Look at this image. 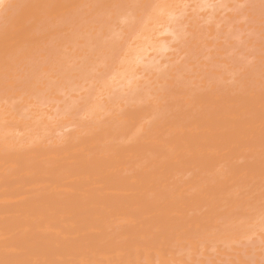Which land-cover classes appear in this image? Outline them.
Masks as SVG:
<instances>
[{
    "label": "bare ground",
    "instance_id": "bare-ground-1",
    "mask_svg": "<svg viewBox=\"0 0 264 264\" xmlns=\"http://www.w3.org/2000/svg\"><path fill=\"white\" fill-rule=\"evenodd\" d=\"M5 1L6 0H0V9L4 7L3 5H5L4 4ZM18 1L21 2V5H19V2L16 5L15 2H17V0L16 1L11 0L10 3L12 2V4L9 5V2L7 0V3H8V4L6 3L7 6L0 10V264H186L185 263L186 259H184V258L186 256V258L189 259V257L187 256L188 252L182 254L186 248H188V249L190 248V251H195L197 247L199 248V245L200 246H201V244H202V246L204 245L203 246V248H204L206 246V244L207 243L210 244L211 241L212 242L214 241V243H211V244L217 243L216 240L221 241L220 238L221 239L223 238L222 242H224L225 240L229 239L228 235L231 234V237H233L232 236L233 233H231V232H234V234L236 233V235H237V233H238L237 231H239L241 234L242 233L241 231L245 230V228L242 229L243 227H245L244 225L246 223H247L246 225H248L249 224L248 222L250 220H253L254 217L256 218V216H254V215L259 216L257 218H260L261 214L264 216V214H263L264 210H263V212H261V214L259 212L260 209H262V208H260L261 206L260 207L256 206L257 203H258L257 205L260 204L259 199L261 198L258 194H256L259 191L258 189H260V192L262 193V195L264 194V104H263L262 100H261L260 105H258L257 102L256 103L253 102V100L259 101V97H262L259 94L257 97L258 100L257 99L251 100V98L246 99V97H245V99H246L245 100L243 97L244 101H242V102L231 101L232 100L231 99V100H225V102L219 101V102L215 103V101H216V97H215L214 104H213V106L211 105L213 107L212 111H211L212 113L208 112L209 110H211L209 106L207 107V105L206 106L201 105L203 102L202 101L200 104L201 107L198 105L200 108V109L198 108L199 112L197 111L198 117H193V118L191 117V119L190 118L186 119V117H185V119H183V118L178 119L177 118L178 115L174 116L172 114L173 117H170V119H168L169 118V115H168V117H167L168 120L167 121L164 120L166 123L163 124V127L161 126L162 128L161 127L159 128L162 121H161L160 125H159V123H157L155 125H154V123H152L153 125L152 126L150 125L151 128L148 129L147 131H145L146 134L144 133V135H143L142 133L144 131H143V129H142L143 127H142L141 130L143 132H140V134H142L143 136L139 135L138 137H136L135 140L133 139L134 142H133V140L131 141V139L135 138V136H136L135 134L139 131L137 129L136 133H134L133 131H135V130L130 129V124H132L133 128L136 126V125L133 126L134 125L133 122L135 121V118H137L138 114L133 113V112H131V113L128 112L130 114L127 117H124L125 118L124 120L121 119V121H114L112 119L113 117H111V118L109 117L111 119L110 121L113 120L115 122V123L113 121L110 122V123L114 124L113 126H112V124L108 125V126L106 125V127H109V128L102 127V125H105L109 122H107V123L99 122L102 125L100 124L98 126V127H101L98 130H93V127L96 124L95 125L93 124V127L91 124L90 128H92L91 129L92 131H89L90 128L86 129V127H87L86 125L84 126V128H82V126H80L82 128V131H81V129H77L78 128L77 127V128H75L76 129L75 132L73 131V133H72L70 131L69 134L67 133V135H66L67 137L65 136L66 138L65 139L63 138L64 142L60 145L58 144L57 146H55L57 144V142L55 143V145H53V146L49 145L48 147L44 146L43 144H42L43 147L41 144H40L41 146L38 145L40 142L38 143L37 142L38 140L35 139L37 137V135H35V136L33 135L34 139H35L34 142L35 141L37 142L36 145L34 144L36 146V147L34 146L35 148L32 147V149H27L24 147L26 144H24V146H22V140H23L24 136L21 139L20 135L22 133L21 134L19 133L20 135L18 134V136L14 135L15 130L18 129L17 130L18 132L25 131V130H27L26 125L28 126V129H31L32 125L35 122L32 124L27 123L25 125L23 118H22L23 122H21L20 118H19L20 119V121H19V119H17L18 118L17 114L19 115V113L23 112V111H21V112L17 113L19 111L21 103H18L19 105H17V103H16V105H14L12 107V104L8 105V102L10 100L12 101V100L16 99L17 97L21 98L22 95H24L25 99H27L29 97V94L31 91L27 92V94L28 93L29 94H28V97L26 98V95L23 94L26 87L29 90H32L33 88H30V87L28 88V86L31 84L30 83H28L29 85L27 84V82L32 83L31 80L27 81L26 84H23V82H21L20 78H19L20 80L17 79V77H16L17 71L20 68L22 62H25L27 60V59H25V61H23L24 58H26L27 56L31 58L32 54L36 55V53H34V52L40 50L41 46H43L42 43L44 42V40H43L44 37H45V44L49 38L51 39V37H54V35L53 36L50 35L51 37H48L49 35L47 36V33H46V36H44L45 33L42 34V32H41L43 30L42 27L46 28L45 31H43V32H49L50 31L49 34H51L52 29H50V27L54 26V21L56 20V22H57V19L60 18V16L62 17L65 13L68 15V13H69L68 11H70V14H71L72 10H69L70 8L73 7L71 4H73V5L77 4V5H79V6H77L79 8L81 5L80 2L82 0H80V2L78 0L79 3L75 0H74L75 1L74 3L72 0H30V1L28 0L29 2L28 1L26 2V0H18ZM102 1H104L105 6H109V7L111 6L112 2H110V1H112V0H109V1L108 0H106V1L102 0ZM102 1H100L101 3L99 2L100 5L102 4ZM107 1L110 3H107ZM142 1H144V0H141V3L143 4ZM89 2H90V0H89ZM94 2H95V0H94ZM94 2H92V3H94ZM116 2H119V0L115 1L114 4ZM149 2H150V0H149ZM156 2L158 3V1H156ZM177 2H178V0H177ZM81 3L86 4L88 2H87V0H85V2L83 0V2H81ZM95 3H96V5L91 4L92 7L90 6V4H87V5H89V7H91L93 9V7L97 6V4H99L98 2H95ZM125 3H126V0H125ZM127 3H129V2H127ZM159 3L161 4V1ZM13 4H14V6H13ZM104 4H102V5H104ZM133 4L134 3H132V5ZM145 4H146V2H145ZM168 4H169V2H168ZM8 5L11 7V9L9 8ZM123 5H126V4H124V2H123ZM175 5H177V4H175ZM178 6L179 5H177V7ZM77 7H75V8H77ZM83 7H85V5ZM83 7H82V9H84ZM100 7L102 8V6H100ZM112 7L113 6H111L110 8H112ZM129 7H130V5H129ZM67 8H69V9H67ZM75 8L73 7L72 9L75 10ZM95 8L96 9H93V10L97 11L98 7H95ZM110 8H108V9H110ZM165 8L167 9L166 6H165ZM170 8L173 9V7H171V5H170ZM170 8L168 7L169 10H170ZM179 8H180V6H179ZM86 9H89L88 6ZM86 9H84V10L86 11ZM100 9L98 11H101L103 8L101 10ZM121 9H123V8H121ZM168 9L166 11H168ZM65 10L67 12H65ZM78 10H81V8H79ZM78 10L76 9L77 15L80 12V11L78 12ZM84 10H82V11H84ZM112 10H114V9H112ZM132 10L133 9H131V11ZM90 11H89V13H90ZM106 11H107V9H106ZM154 11H157L156 7H155ZM76 12H75V14H76ZM113 12H115V11H113ZM121 12L122 11H120V13ZM151 12H149V13L152 14ZM174 12H175V10H174ZM91 13L93 14L94 11L93 12L91 11ZM163 13H161L162 16H163ZM1 14H3V15H1ZM82 14L84 16H86L84 13H82ZM150 14H148L149 17H150ZM153 14H152V16H153ZM155 14H154V17H155ZM250 14H252V13H250ZM67 15H64V18ZM80 15H81V13H80ZM136 15H139V13L137 14V12H136ZM165 15H167V14H165ZM73 16H75V15H73ZM95 16L97 17V15H95ZM78 17H79V15L77 17H74L75 19L73 18V20H75V22H76L77 21L76 19ZM82 17H80L81 19L79 18L78 20H80V22L83 23V21H86V20L81 21L84 18V17L83 18ZM86 17L88 18L89 15H87ZM86 17H85V19H86ZM114 17H113V19H114ZM118 17H120V16H118ZM149 17L147 18V22L149 21L148 20ZM158 17L160 18V15L156 16L155 18L158 19ZM188 17H189V15H188ZM184 18L186 19V17H184ZM99 19H100V17H99ZM150 19L152 20V18H150ZM73 20H72V22H73ZM94 20H95V18H94ZM137 20H139V19H137ZM155 20H152L151 22H153ZM59 21L60 20H58L57 23H60ZM157 21H159V20H157ZM56 22H55V26L58 25ZM97 22H99V21H97ZM97 22H96V24H97ZM241 23H243V22H241ZM70 24H71V22H70ZM72 24H74V23H72ZM109 25H111V24H109ZM155 25H156V23H155ZM68 26H70V25L68 24ZM78 26H79L78 27L79 29L84 28L83 26L81 27V25H78ZM112 26H113V23H112ZM143 26H145L144 28H146V23ZM210 26H211V24H210ZM58 27L59 26H57L56 29ZM75 27L76 26H74V29H75ZM152 27H153V25H152ZM52 28H53L54 32L59 31V30L56 31V29H54V27H52ZM60 28L61 27H59L58 29H60ZM78 28L73 30V31L79 32V31H77ZM88 28H90V26ZM137 28H138V26H137ZM47 29H48V31H46ZM61 29L64 31L63 28H61ZM61 29H60V31H61ZM67 29H68V27L66 26L65 31ZM100 29H102V28H99V31H100ZM92 30L91 31L95 34L94 29H92ZM137 30H139V29H137ZM144 30H142V34H143ZM146 30H147V32L149 31V29H146ZM150 30H151V28H150ZM63 31H61V34ZM73 31H71V29H70V33ZM86 31H87V29H86ZM91 31H89V32H91ZM89 32H87V33L84 32L83 35L85 34V36H88L87 34H89V36H90L91 34ZM125 32H127V30ZM151 32L153 33L152 30H151ZM151 32L149 31V33H147V34H146V32H144V34L146 36L145 35H143V36L149 38L150 36H148V35ZM158 32L160 33V30ZM102 33L101 34L99 33V34L102 35ZM52 34H55V33H52ZM57 34L58 33H56L55 35H57ZM96 34L91 35V37H93V38L87 37L88 40L86 39L87 41H84V43L88 42V45H90L91 43L89 42V40H91V39H92V43H93L94 42L93 39H95L97 37ZM142 34H140V35H142ZM63 35L64 36L67 35V38H68V35H70V34L67 32L66 34L64 33ZM74 35H75L74 36V38H75L76 34H74ZM80 36H81V38H80ZM80 36H78V37L80 39H82L83 36L82 35H80ZM104 37H106V36H104ZM156 37H155V39H156ZM74 38H72V40H76ZM98 38H99V35H98ZM98 38H96L95 40H96V44L97 43H99V44L95 45L94 44L95 42L93 43L95 46H93V44H91L93 46V49H95L96 46H98V48L96 50H92V52L97 51L96 52L97 54L95 53L96 55L94 57L93 56L92 57L94 59L96 57L95 60H97L98 56H99V58L101 56V58H100L101 61L98 60V62L102 63V61H103L105 64L106 63L105 61H107L108 59H111V57H108V58L106 57L107 60L104 59L105 61L102 60L103 59L102 54L104 52H100L101 49H99V48H101V47L99 45L102 44L101 46H103L104 42L102 43V41H103L102 40L101 44H100L99 40L97 42ZM101 38H102V36H101ZM141 38H143V37H140L139 40ZM151 38H153V37H151ZM158 38L160 39L159 36H158ZM135 39H137V36ZM145 39L147 40V38H145ZM155 39L152 41H155ZM162 39L160 41H162ZM42 40H43V42H42ZM56 40H58V39H56ZM60 40H63V39H60ZM67 40H71V39L69 38V39H66V41ZM83 40H85V38H83ZM149 40H147V42H152L151 40L150 41ZM78 41L80 42V40H78ZM108 41H106V42H108ZM58 42H60V41H57V43ZM138 42L139 41L136 40V43H135V41L133 42L135 44L129 45L130 51H131V46H132L133 50H134V48L135 49L137 48V46L134 48H133V46L136 45ZM55 43L49 42V44L48 43L47 44L50 46L51 44L53 45ZM86 43H85V46H86ZM108 43L110 44V42H108ZM108 43H106V45H105V46L108 45L106 47V48H108V51L110 49L109 47H112V49L116 48L115 46H111V45L109 46ZM113 43L114 42H112V44ZM143 43H145V42H143ZM157 43H159V42H157ZM79 44H80V46L84 45L82 43H79ZM79 44H77L76 47H78ZM140 44L141 43L137 44V45H139L138 47L141 46ZM62 45H63V43H62ZM72 45L74 46V44H72ZM120 45L123 46L122 43ZM149 45H152V44L149 43ZM68 46H69V44H68ZM68 46L66 48H69ZM85 46H83L84 48L81 47V49L87 48ZM146 46H148V45H146ZM47 47H45V49ZM62 47H65V46H61V48ZM54 48L55 47H53V49ZM63 49H65V48H63ZM91 49L92 48H90V51H91ZM125 49H127V48H125ZM129 49L125 50V52L126 51L129 52ZM148 49H150V47ZM212 49H214V48H212ZM54 50H55V52H57V54L61 53V55L58 58H61V56H63L62 51H60L61 49H59L60 52H58V49H57V51H56V49H54ZM68 50H66V52ZM74 50L75 49H73V52H74ZM102 50H103V48H102ZM116 50L110 51L111 53L106 52L107 51L106 49H104L103 51H105L109 55L111 54V56H112V54L114 55L113 52L117 53V52H119V50L122 52V50L120 48H119V50H117V52H116ZM133 50L131 51L132 53L135 52V55H137V54L139 55V53H136V51L138 49L134 50V52H133ZM144 50H146V49H144ZM144 50H143V52L145 53ZM154 50H155V48H154ZM87 51H89V50H87ZM50 52H52V51H50ZM55 52L54 53L52 52V53L55 55ZM148 52H149V50H148ZM213 52H214V50H213ZM75 53H76V51H75ZM79 53L81 54L82 52L78 51L77 54H79ZM98 53H99V55H98ZM42 54H44V53H42ZM70 54H72V53H70ZM70 54L68 56H70ZM77 54H75V55H77ZM85 54H83V55H85ZM119 54H120V52H119ZM35 55H33V56H35ZM37 55H38V53H37ZM66 55H65V57L67 58ZM87 55H88V53H87ZM107 55H105V56H107ZM150 55H152V53ZM51 56H52V54H51ZM105 56H104V58H105ZM132 56H134V55H131L130 59L132 58ZM176 56L177 55H175L174 57H176ZM35 57H37V56H35ZM65 57H63V58H65ZM127 57H129V56H127ZM51 58H53V57H51ZM58 58H56V60ZM77 58H79V57L77 56ZM77 58H74V59H77ZM80 58H79V60L82 61ZM83 59H84L83 61L86 60L85 58H83ZM133 59H134V57H133ZM187 59L185 61H187ZM44 60H45V57H44ZM44 60H43V62H44ZM67 60H68V58H67ZM67 60H65V61H67ZM79 60H77V61L73 60L72 63L70 62L71 65L70 64H68V65L72 67V64H73L74 68H75L76 65L74 63H75V61L78 62ZM113 60H114V58H113ZM113 60L112 61L109 60V61H111L113 64ZM128 60H129V58H128ZM136 60H137V58H136ZM256 60H258V59H256ZM37 61L38 60H36V63H38ZM117 61H120V59ZM67 62H63V65H64V63H67ZM96 62L97 61H95V63ZM53 63H55L57 65L56 62H53ZM127 63H128V61L126 62V64ZM131 63H133V62H131ZM29 64H31V63H29ZM29 64H27L26 66H28ZM32 64L30 66L34 65V64L33 65ZM79 64H78V66L81 65V64L80 65ZM118 64L121 65L119 62H118ZM124 64H125V62H124ZM92 65L94 66V64H92ZM92 65L90 64V67ZM114 65H113V67H114ZM184 65H186V64H184ZM26 66L24 65L23 67H26ZM30 66H28V68H31ZM80 67H83V66H80ZM47 68H48V65H47ZM55 68H57V67H55ZM55 68L53 67V69H55ZM63 68H65V67H63ZM94 68H96V65ZM102 68H103V65H102V67H100L98 69L101 70ZM110 68L112 69V65ZM49 69L50 68H48V70ZM59 69H60V66H59ZM78 69H79V67H78ZM135 69H136V67H135ZM19 70L21 71L22 69H19ZM51 70H52V68H51ZM71 70H72V68H71ZM80 70H82V69H80ZM128 70H129V68H128ZM24 71L25 72L21 71L22 77L25 76V75L23 76L24 73L25 74L27 73L26 69ZM29 71H30V69H29ZM29 71H28L26 76H28ZM60 71H62V69ZM84 71H85V73L83 75ZM84 71H81V72H82L84 79L86 80L85 75L87 72L85 69H84ZM89 71L90 70H88V74H91V73H89ZM36 72H39V69ZM130 72H129V74H131ZM45 73H48V72L45 71ZM45 73L43 75H45ZM53 73H55V72H53ZM62 73H64V72L62 71L61 74ZM70 73H72V71ZM80 73H79V76H78V73H75V74L80 78L81 77ZM92 73H94V76H92V78H93V77H95V72H92ZM19 74H20V72H18V75ZM66 74L67 73H65V75ZM106 74L108 75V74H110V72H108ZM37 75L39 76L40 73H37ZM55 75L56 74H53L52 76H55ZM69 75H71V74H68V76ZM76 75L74 76V78L76 77ZM133 75L135 76V74H133ZM30 76L31 75H29V77ZM41 76L37 77L38 81L41 78ZM96 76H97V73H96ZM19 77H21V76L19 75ZM83 77H81L82 80H83ZM114 77H115V75H114ZM234 77H236V76H234ZM97 78H98V76H97ZM97 78H96V80H100L99 78L98 79ZM249 78H250V76H249ZM34 79H36V77ZM66 79L68 80V78H66ZM66 79H64V80H66ZM105 79H107V78L105 77ZM109 79L110 78L107 79L108 82H109ZM94 80H95V78H94ZM96 80H95V82H96ZM111 80H112V78H111ZM42 81L46 82V80H42ZM75 81H77V79ZM62 82H64V81L62 80ZM67 82L68 83L73 82V79H72V81L69 80ZM91 82H92V80H91ZM64 83H66V82H64ZM114 83L116 84L117 82H114ZM23 85H28V86L25 87ZM36 85H38V84H36ZM73 85H75L74 82H73ZM77 85H78V83H77ZM173 85H174L173 87H176L175 84H173ZM39 86L43 87V89H44L43 85H39ZM51 86L54 88L53 84ZM57 86L55 88H57ZM70 86H71V84H70ZM247 86L248 85H246V87ZM33 87L35 88V86H33ZM178 87L179 86H177V88ZM37 88H39V87H37ZM63 88H62V91H63ZM78 88H80V86ZM177 88H174V89L172 88V89L178 90ZM39 89H37V90H39ZM48 89L50 90V88H48ZM67 89H69L68 86H67ZM220 89H222V88H220ZM250 89L251 88L249 87V90ZM53 90L54 89H52V91ZM59 90L60 89L58 87V91ZM102 90H104V88ZM111 90H109L108 93H110ZM138 90H141V89H138ZM169 90L171 91V89H169ZM32 91H33L32 94L34 95V89ZM74 91H76V90H74ZM170 91H167V92H170ZM135 92L138 93L137 91H135ZM152 92H153V90H152ZM167 92L165 94H168ZM187 92H188V89L186 90V94H187ZM41 93H42V91H41ZM50 93H53V92H50ZM68 93L72 96V93H70V92H68ZM158 93H160V92H158ZM195 93H197V92H195ZM46 94H49V93L46 91ZM90 94H93L92 91L90 92ZM90 94H89V91L86 92V96L89 95V97H90L91 96ZM104 94H106V93L104 92ZM208 94L209 93H207V95ZM230 94H231V91H230ZM102 95H103V92H102ZM144 95L147 96L146 93ZM169 95H167V96H169ZM191 95H194V93H192ZM205 95H203V96H205ZM211 95H213V94H211ZM30 96H31V94H30ZM49 96H50V94L47 97H49ZM96 96L98 97L97 93H96ZM107 96H108V94H107ZM226 96H228V95H226ZM235 96L237 97L238 95H235ZM89 97L87 96V99H89ZM169 97H171V96H169ZM172 97L175 98V99L173 98L174 100H172V102L178 99L177 98L178 96L176 97L175 94L172 95ZM182 97H183V94H182ZM191 97L194 98V96H191ZM205 97H208V96H205ZM255 97L256 96H254V98ZM35 98H34V100H36ZM51 98H53V97H51ZM51 98H50V100H51ZM160 98H162V97H160ZM165 98L166 97L164 96V99ZM187 98H188V96H187ZM21 99H20V102H21ZM25 99H22V100H25ZM98 99H99V97H98ZM145 99H147V98H145ZM155 99H157V98H155ZM201 99H203L202 96H201ZM28 100H30L31 104H32L33 99L30 98V99H27L26 101H28ZM70 100L68 99V102ZM75 100L76 99H74V101ZM117 100H119V99H117ZM207 100H209V98H207ZM212 100H213V98H212ZM3 101L7 102V104H3ZM26 101H23L24 105L22 104L24 106V108L26 106L25 105ZM83 101H85V100L83 99ZM104 101H106V100H104ZM205 101H206V99H205ZM89 102L90 101L88 100V104H89ZM9 104H10V102H9ZM26 104H27V102H26ZM28 104H30V102H28ZM51 104H52V102H51ZM63 104H64V102H63ZM69 104H70V102H69ZM76 104H77V102H76ZM82 104H83V102L81 103V105ZM113 104H114V102H113ZM149 104H151V102H149ZM149 104H148V106H149ZM185 104H186V102H185ZM36 105H38V104H36ZM71 105L72 104H70V106ZM79 105H80V102H79L78 106ZM91 105L92 104H90V106ZM121 105H123V104H121ZM157 105H159V104H157ZM162 105L164 106L163 102H162ZM171 105H172L171 107H174L173 104H171ZM191 105H194L193 101L191 102ZM30 106H28V107H30ZM179 106H180V104H179ZM195 106H193V107H195ZM114 107H116V106H114ZM143 107H146V106H143ZM159 107H161V105H159ZM177 107H176V109H173V110L176 111V110L180 109L179 107L177 109ZM11 108L13 109V111H14V109H15V111L18 110L16 112V117L14 116L15 118L13 116L11 117V115L9 114L11 112ZM34 108H36V107L34 106ZM34 108H32L31 110H34ZM148 108H150V106ZM39 109H40V107H39ZM72 109L73 108L71 107V110ZM76 109H79V108H76ZM84 109H85V107H84ZM140 109H142V108H140ZM155 109H153V110H155ZM187 109H188V107H187ZM193 109H195V108H193ZM68 110L69 109H66L65 111L68 112ZM86 110H87V108H86ZM92 110H94V109H92ZM129 110H131V109H129ZM169 110H171V108H169L167 111H169ZM183 110H185V109H183ZM183 110H181V112ZM195 110H197V109H195ZM15 111H14V113H15ZM62 111H64V110H62ZM98 111L100 112L99 109H98ZM116 111H114V112H116ZM163 111H164V109H163ZM175 111L173 112L174 114H175ZM191 111H193V110H191ZM25 112L27 113V111H25ZM30 112H29V114H30ZM69 112H71V111H69ZM90 112L91 111L89 110V113ZM187 112H189V110L184 111L185 114ZM32 113H34V112L32 111ZM42 113H44V112H42ZM58 113H59V115L63 114L62 112L61 113L58 112ZM72 113L74 114L75 112H71L70 114H72ZM122 113H126V112L122 111ZM142 113H144V111H142ZM153 113H152V115L155 116L156 111H153ZM194 113H196V111ZM164 114H162V115H164ZM25 115H26L25 113L24 114L22 113L23 117H25ZM35 115H37V114H35ZM146 115H147V113H146ZM40 116H42V115H40ZM64 116H63V118H64ZM89 116H91V115L89 114ZM89 116L87 118H89ZM113 116H115V115H113ZM164 116L166 118V115H164ZM187 116L189 117V115H187ZM120 117H121V115H120ZM12 118H14V119H12ZM26 118H27V116H26ZM41 118L42 117H40L39 120H42ZM44 118H46V117H44ZM114 118L117 119L116 116ZM150 118H152V117H150ZM160 118L164 119V117H160ZM81 119H83V118H81ZM138 119H140V118H138ZM24 120L29 121V118L24 119ZM31 120H32V117H31ZM34 120L35 119H33V121ZM132 120H134V121L131 123ZM67 121L68 120H65L66 123L71 122V121H68V122ZM73 121H76V124H74V126L78 125L77 124L79 122L78 119L73 120ZM88 121L85 120L84 122L88 123ZM45 122H46V120H45ZM72 122L70 124H73ZM89 122H91V121H89ZM147 122H149V121H147ZM22 123H24L25 128L23 127ZM36 123H38V121ZM82 123H83V121H82ZM136 123L137 122H135V124ZM139 123H140V120L138 121V124ZM28 124H31V125H28ZM42 124L43 123H41V126H42ZM51 124L49 123V125H51ZM59 124L60 125H56V126H58V127L61 126L60 122H59ZM41 126L39 125L38 129H36L37 132L41 131ZM47 126H48V124H47ZM51 126H49V129L47 128L48 130L45 128L46 126L42 129L50 131V132L52 131L51 133H53L54 132V128H53L54 126H52V127ZM19 127H20L21 131L19 130ZM58 127H56V128H58ZM95 127H94V129H95ZM22 128H24L25 130ZM50 128H52L53 130H51ZM56 128H55V130H57ZM60 128H62V127H60ZM83 129H86V130H83ZM144 129H145V127H144ZM32 130H34V129H32ZM77 130H78V132L80 131L81 134L80 133L79 134L82 136L77 135L78 134ZM87 130L89 132H86L83 135L82 132H85ZM31 132H33V131H31ZM76 132H77V134H76ZM28 133H29V131L26 132L27 135H28ZM39 133H41V132H39ZM23 134H25V133H23ZM31 136H32V134L30 135V137ZM40 136H41V134H40ZM129 136H131V139L129 138ZM27 137H29V136H26V138ZM47 137H48V135L46 136V138ZM127 137H128V140L131 141V144H130V141H128V140L127 141L129 143L127 144V142H126V144H125L124 141H125V139H127ZM39 139H40V137H39ZM49 139H50V135H49ZM63 139L60 141H63ZM28 140H29V138H28ZM28 140H27V142H24L25 141L24 140L23 143L28 144ZM119 140H121V141L123 140L122 142H124V144L118 142ZM40 141H42V140H40ZM54 141L52 142L53 144H54ZM56 141H58V139H56ZM30 142H32V141H30ZM34 142H32V143H34ZM250 147H252V148L255 147V149H258L259 153H260L259 154L260 160H258L259 157H257L258 155L256 153L258 151L255 152L253 149V152H255L257 155L256 156L257 161L255 160V161H253V163H252V161L251 162L248 161L249 164L252 163L251 165H253L252 168L249 165V169L251 168L252 170L248 171V173H247L244 170L245 168H242L243 165L242 166L238 165L237 169H234V168L231 169L230 167H228L226 165V164L230 165V161L233 157L237 156V159L242 157V155L244 154L243 152L246 149L248 150ZM252 148H250V149H252ZM241 153H243V154H241ZM251 153L252 152L250 150V154ZM248 154H245L244 156L247 157ZM250 154H249V160H250V157H252L253 153L251 155ZM238 156H239V158H238ZM252 158H254V157H252ZM258 161L260 162L261 166H260L259 170H255L254 168H256V167L254 165H259V164H255ZM219 162L225 163V165L223 163L222 164L228 168H225L224 166H222L224 169H222L220 166H218L219 167L218 168L216 166L217 165L216 163H219ZM233 164H235V163H233ZM245 167H248V165ZM216 168H218V169H216ZM188 172L191 173L190 174L191 178L188 181L182 183V182H180V178H179V180L177 179L178 176L181 174L182 175L183 174L188 175V174H185ZM179 177L183 178L184 176L183 177L179 176ZM185 180H187V179H185ZM254 182L257 183L256 185H260L259 188H256V189L254 188L255 190L252 189V192H250V194L252 193V195H250V196H249V194H247L245 192L248 195V197H246V194L244 195V193H243V196H242V197H244V199H243L241 197V195H242V192H244L245 187L246 186L249 187V189L246 188L249 191L252 188V185L255 184ZM241 186H244V189H241V188H243ZM237 187H239L242 190L241 191L238 188L241 191V193L239 190L237 191V189H234ZM233 189H234L235 195H236V192H237V195L236 196L235 195H228L227 193L232 191ZM238 192H239V194H241L240 196H238ZM253 192H255V194ZM254 195L255 196L257 195L260 198L258 197L259 199L256 200V197H254ZM251 197H253V199L255 198V200H256V202L252 205L248 203L249 201H251ZM247 198H250V200H248ZM255 200H253V201H255ZM251 203H252V201H251ZM260 205H262V203ZM245 208H247L248 210L246 209L247 211H245ZM254 209H256V210H254ZM251 210H253V212H251ZM257 212H258V214H257ZM242 217H244V219H243L244 221L242 220ZM247 217H249L248 218L249 221H248V219L245 220V218H247ZM238 218H241V219H238ZM238 220L239 221L242 220V222H244V223H241V221L239 222ZM256 220H258V219H256ZM259 221H261V219ZM250 222H253V221H250ZM262 222L264 223V220ZM221 225H224V226H222V228H221ZM257 225H259V224H257ZM240 226H241V228H240ZM251 227L253 229L254 228L259 229L262 226L261 227L251 226ZM263 228H264V226H263ZM250 229L251 228H249V230ZM245 231H243V232H245ZM254 232L256 233L257 230ZM220 234H221V236H220ZM240 234L238 233V236ZM249 235L252 236L253 234L250 233ZM249 235H248V237L246 235H244V236H246V238H249ZM239 237H238V239H239ZM232 241H234V240L232 239ZM262 241H264V239ZM220 244H222V243H220ZM220 244H218V245H220ZM228 244H229V242H228ZM222 245H225V244H222ZM216 246H217V244H216ZM188 249H186V250H188ZM198 250L200 252V249H198ZM181 251H182V253H181ZM195 252L197 253V250ZM199 252H198V254H199ZM202 253H203V251H202ZM181 254H182V256H181ZM245 254L247 255V253H245ZM183 255H184V257H183ZM191 257H192V255H191ZM244 257H242V258H244ZM241 259L239 258L240 261L236 262V264H238V263L239 264L240 263L245 264L247 262L246 261L244 263V261H243L244 259L242 261H241ZM248 259H250V262L253 261L251 258H248ZM193 261H192V264H195L196 262L193 263ZM232 261H231V263H232ZM189 263H191V262H189ZM249 264H251V263H249Z\"/></svg>",
    "mask_w": 264,
    "mask_h": 264
},
{
    "label": "rangeland",
    "instance_id": "rangeland-1",
    "mask_svg": "<svg viewBox=\"0 0 264 264\" xmlns=\"http://www.w3.org/2000/svg\"><path fill=\"white\" fill-rule=\"evenodd\" d=\"M10 1L11 0H8V2H9V5H11L12 4V2L10 3ZM13 1V0H12ZM16 1V0H15ZM28 0H26V2H27ZM30 1V0H29ZM28 1V2H29ZM73 1V3L75 2V1H77L78 2V0H72ZM100 1H102V0H95V2H100ZM106 1V0H105ZM109 1V0H108ZM107 1V3H110V2H112L111 3V6H113L112 8H110L109 6H105V4H104V1H102V4H104V5H100V3L99 4H97V6H95V7H98V10L101 8L100 6H102V10L104 11H102L101 9V11H96V10H93V9H96L95 7H93V9L91 8L92 7V5H96V3L94 2V0L92 1V0H90V2H89V0H87V2L88 3H86V4H82L81 2H83V0L80 2V0H79V2H80V7L79 8H81V10H78L79 8L77 7V6H79V5H77V4H75V5H73V4H71L74 8L75 7H77V8H75V10L74 9H72V8H67V9H69V10H72V13L70 14V11H68L69 13H68V15L65 13H63L64 15H67V16H65V18H64V15L61 17L60 16V18H58L57 19V22H58V20H60L59 22L60 23H57L56 22V20L54 21V26H52V27H54V29H56V27L57 26H59V27H61V28H63L64 29V31L61 29V31H63L62 32V34H61V31H60V29H56V31H58V32H54L53 31V28L52 27H50V29H52V31H51V34H49V32H43V31H45V29L46 28H43L42 27V34L43 33H45L44 34V36H46V33H47V36L48 37H51V36H53L54 35V37H51V39L49 38L48 40H47V42H46V44H45V37L43 38V40H44V42H43V40H42V44H43V46H41V48H40V50H38V51H36V52H34V53H36V55L35 54H32V56H31V58L30 57H26V58H24L23 59V61H25V59H27L25 62H22V64H21V66H20V68L19 69H22L21 71L22 72H25L24 70L26 69V72L28 73V71H29V69H30V71H29V74H28V76H26L27 75V73L25 74H23V76L24 77H22V72L18 69V71H17V79H21V82H23V84H26V82L27 81H32V83L31 82H27V84L28 83H30L31 85H23V86H28V88L30 87V88H33L34 89V95L32 94L33 93V89L32 90H29V89H27V87H26V89H25V91H24V93L23 94H25L26 95V98L28 97V94H27V92L28 91H31L30 92V94H31V96H30V94H29V97L27 98V99H33L32 101V104H31V101L30 100H28V101H26L27 99H25V97H24V95H22L21 96V98L22 99H25V100H22L21 98H16V99H14V100H10L9 102H10V104H9V102H8V105H11L12 104V107L14 106V105H16V103H17V105H19L18 103H21L20 105V108H19V111L17 112V111H15V109H14V111H15V113H14V111H13V109L11 108V112L9 113L10 115H11V117L13 116H15L16 117V112L17 113H19V112H21V111H23L22 113L24 114H26L25 115V117H23L22 116V113H19V115L17 114V119H21V122H23L24 121V123H25V125L27 124V123H36L37 121H38V123H34L33 125H32V128L31 129H28V126L26 125V128H27V130L29 131V133H28V135L26 134V132H28L27 130H25L24 128V123H22V125H23V127L24 128H22V129H24L25 131H22V132H18L17 130H15V134L14 135H17L18 136V134L20 133H25V134H19L20 135V137H21V139H22V137L24 136V138H23V140H22V146H24V144H26L24 147L25 148H27V149H32V147H34L36 144H37V142L39 143L38 145H44V146H46V147H48L49 145H55V143L57 142V144L55 145V146H57L58 144L60 145V144H62L63 142H64V139L67 137L66 135H67V133L69 134V132L71 131L72 133H73V131L75 132V128H77V129H81V131H82V128H84V126L86 125L87 127H86V129H88V128H90L91 127V124H92V127H93V124L96 126H94L95 127V129H94V127H93V130H98L99 128H101V127H98L101 123H107V122H109V123H107V124H105V125H102V127H106V125L108 126V125H111L112 123H110V122H112L113 120L114 121H121V119H125L124 117H127L131 112H133V113H137L138 114V116H137V118H135V121L134 120H132L131 121V123L133 122V126H135L134 128L132 127V124H130V129L132 130H135V131H133L134 133H136V130L138 129V131L139 132H137L134 136H135V138H132L131 139V136H129V138L131 139V141L134 139H136V137H138L139 135L140 136H143L144 135V133L146 134V132L145 131H147L148 129H150L151 128V126L153 125L152 123H154V125L155 124H157V123H159V125H160V123H161V121H162V123H161V125L159 126V128L162 126L163 127V124H165L166 122L165 121H167L168 119H170V117H173V115L175 116H177V118L178 119H181V118H183V119H185V117H186V119H191V117L193 118V117H198L197 116V113L199 112V106H200V104H201V102H202V104L201 105H203V106H206L207 105V107L209 106L210 107V109L211 110H209L208 112L210 113L211 111H212V106H213V104H214V101H215V97H216V101H215V103L216 102H219V101H221V102H225V100H231V101H239V102H242V101H244V99H245V97H246V99H250L251 98V100H253V99H257L258 100V94L259 95H261L262 97H259V101H255V100H253V102H257V104L258 105H260L261 104V100H262V102H263V104H264V0H178V2H177V0L175 1H171V0H150V2H149V0H144V1H142L143 2V4L141 3V0H126V3H125V0H119V2H116L115 4H114V2L115 1H117V0H112V1H110V2H108ZM114 1V2H113ZM135 1V2H134ZM156 1H158V3L156 2ZM161 1V4L159 3ZM182 1V2H181ZM199 1V2H198ZM208 1V2H207ZM18 2H19V5H21V2L20 1H18L17 0V2H15L16 3V5L18 4ZM23 2V1H22ZM25 2V3H26ZM76 2V3H77ZM78 2V3H79ZM84 2H85V0H84ZM92 2H94V3H92ZM123 2H124V4H126V5H123ZM127 2H129V3H127ZM139 2V3H138ZM145 2H146V4H145ZM168 2H169V4H168ZM176 2V3H175ZM7 0L5 1V5H3L4 7H6L7 6ZM106 3V2H105ZM122 3V4H121ZM131 3V4H130ZM132 3H134L133 5H132ZM137 3V4H136ZM205 3V4H204ZM87 4H90V6L91 7H89V5H87ZM92 4V5H91ZM128 4V5H127ZM141 6H140V5ZM158 4V5H157ZM164 4V5H163ZM175 4H177V5H179L180 6V8H179V6L177 7V5H175ZM184 4V5H183ZM8 5V6H9ZM23 5V4H22ZM85 5V7L87 8V6H88V8L93 12L94 11V15L91 13V11L89 10V9H86L85 7H83ZM108 5V4H107ZM129 5H130V7H129ZM170 5H171V7H173V9L172 8H170ZM248 5V6H247ZM13 6H14V4H13ZM84 8V9H86V11L84 10V9H82V7ZM104 6V7H103ZM115 6V7H114ZM122 6V7H121ZM132 6V7H131ZM140 6V7H139ZM154 6V7H153ZM164 6V7H163ZM165 6L167 7V9H168V7L170 8V10L168 9V11H166L167 9L165 8ZM3 7V8H4ZM135 7V8H134ZM146 7V8H145ZM150 7V8H149ZM155 7L157 8V11H154L155 10ZM160 7V8H159ZM3 8H1V9H3ZM9 8L11 9V7L9 6ZM8 8V9H9ZM108 8H110V9H108ZM121 8H123V9H121ZM129 8V9H128ZM187 8V9H186ZM0 9V10H1ZM76 9L78 10V12H79V17L76 19L77 21V23L75 22V20H73V18L74 17H77L78 15H77V12H76ZM106 9H107V11H106ZM112 9H114V10H112ZM126 9V10H125ZM131 9H133L132 11H131ZM139 9V10H138ZM152 9V10H151ZM154 9V10H153ZM163 9V10H162ZM82 10H84V11H82ZM128 10V11H127ZM130 10V11H129ZM152 12H151V11ZM174 10H175V12H174ZM82 11V12H81ZM89 11H90V13H89ZM106 11V12H105ZM113 11H115V12H113ZM117 11V12H116ZM120 11H122L121 13H120ZM139 11V12H138ZM142 11V12H141ZM160 11V12H159ZM203 11V12H202ZM249 11V12H248ZM65 12H67L66 10H65ZM75 12H76V14H75ZM103 12V13H102ZM130 12V13H129ZM134 12V13H133ZM136 12H137V14L139 13V15H136ZM149 12H151L152 14L154 13H156L155 14V17L156 16H159L160 15V18L158 17V19H156L155 17H154V14H153V16H152V14H150ZM159 14H158V13ZM164 12V13H163ZM80 13H81V15H80ZM82 13H84L86 16L87 15H89V17L87 18L86 16H84ZM88 13V14H87ZM99 13V14H98ZM141 13V14H140ZM145 13V14H144ZM161 13H163V16L161 15ZM191 13V14H190ZM250 13H252V14H250ZM114 14V15H113ZM121 14V15H120ZM135 14V15H134ZM148 14H150V17L148 16ZM165 14H167V15H165ZM217 14V15H216ZM219 14V15H218ZM1 15H3V14H1ZM73 15H75V16H73ZM95 15H97V17L95 16ZM100 15V16H99ZM109 15V16H108ZM113 15V16H112ZM141 15V16H140ZM188 15H189V17H188ZM73 16V17H72ZM84 18H83V17ZM115 16V17H114ZM118 16H120V17H118ZM136 16V17H135ZM140 16V17H139ZM152 16V17H151ZM67 17V18H66ZM69 17V18H68ZM72 17V18H71ZM80 17H82L83 19L81 20V21H83V20H86V21H83V23L82 22H80V20H78ZM85 17H86V19H85ZM99 17H100V19H99ZM113 17H114V19H113ZM138 17V18H137ZM149 17V21L147 22V18ZM184 17H186V19L184 18ZM94 18H95V20H94ZM150 18H152V20H155V21H153V22H151L152 20L150 19ZM75 19V18H74ZM81 19V18H80ZM88 19V20H87ZM91 19V20H90ZM107 19V20H106ZM132 19V20H131ZM137 19H139V20H137ZM72 20H73V22H72ZM101 20V21H100ZM109 20V21H108ZM116 20V21H115ZM141 20V21H140ZM151 20V21H150ZM157 20H161L160 22L159 21H157ZM97 21H99V22H97ZM114 21V22H113ZM167 21V22H166ZM55 22L58 24H56L57 26H55ZM69 22V23H68ZM70 22H71V24H70ZM95 22V23H94ZM96 22H97V24H96ZM105 22V23H104ZM137 22V23H136ZM241 22H243V23H241ZM62 23V24H61ZM70 25V26H68V24ZM72 23H74V24H72ZM76 23V24H75ZM80 23V24H79ZM83 25H82V24ZM85 23V24H84ZM93 23V24H92ZM112 23H113V26H112ZM146 23V28H144L145 26H143L144 24ZM155 23H156V25H155ZM160 23V24H159ZM67 24V25H66ZM81 25V27L83 26L84 28V30L82 29V28H78L79 26L78 25ZM109 24H111V25H109ZM133 24V25H132ZM136 24V25H135ZM210 24H211V26H210ZM68 27V29L65 31V28H66V26ZM86 25V26H85ZM117 25V26H116ZM148 25V26H147ZM152 25H153V27H152ZM249 25V26H248ZM63 26V27H62ZM74 26H76L77 28H78V30L77 31H79V32H76V31H73V30H75V29H77L76 27H75V29H74ZM90 26V28H88ZM108 26V27H107ZM137 26H138V28H137ZM143 26V27H142ZM158 26V27H157ZM203 26V27H202ZM225 26V27H224ZM262 26V27H261ZM70 27V28H69ZM87 27V28H86ZM107 27V28H106ZM125 27V28H124ZM148 27V28H147ZM210 27V28H209ZM41 28V27H40ZM48 28V27H47ZM73 28V29H72ZM96 28V29H95ZM99 28H102V29H100V31H99ZM134 30H133V29ZM142 28V29H141ZM150 28H151V30L153 31V33L151 32V30H150ZM153 28V29H152ZM162 28V29H161ZM168 28V29H167ZM190 28V29H189ZM193 28V29H192ZM49 29V30H50ZM70 29H71V31H73V32H71L70 33ZM86 29H87V31H86ZM90 29V30H89ZM92 29H94V32H95V34H96V38H98V35H99V38L97 39V42H98V40H99V42H100V44H101V41H102V43L104 42V47L103 46H101V45H99L101 48H99V49H101L100 50V52H104L103 54H102V56H103V59L102 60H107L106 59V57L108 58V57H111V59H108L107 61H105L106 63V65L104 64V62L102 61V63L101 62H98V60H100V58H101V56H100V58H99V53H98V58H97V60H95L96 59V57H95V59L93 58L97 53V51L96 52H92V50H96L97 48H98V46H96V48L95 49H93V46H95V45H97V44H99V43H97L96 44V38L95 39H93V41L95 42H93L92 43V39L91 40H89V42L91 43V44H93V46L90 44V45H88V42L86 43V46H85V43H84V41H87L88 40V38H90L91 37V35H95L92 31ZM106 31H105V30ZM108 29V30H107ZM137 29H139V30H137ZM141 29V30H140ZM145 29V30H144ZM146 29H149V31L151 32L148 36H150L149 38L148 37H145L146 35L144 34V32H146V34L147 33H149V31L147 32V30ZM170 29V30H169ZM92 30V31H91ZM104 30V31H103ZM127 30V32H125ZM142 30H144L143 31V34H142ZM155 30V31H154ZM160 30V33L158 32ZM46 31H48V29L46 30ZM82 31V32H81ZM89 31H91V32H89ZM170 31V32H169ZM191 31V32H190ZM260 31V32H259ZM40 32V31H39ZM38 32V33H39ZM60 32V33H59ZM69 33L70 35H68V38H67V35H63L64 33L66 34V33ZM84 32H89L91 35L89 36V34H87L88 36H85V34L83 35V33ZM103 32V33H102ZM110 34H109V33ZM156 32V33H155ZM193 32V33H192ZM196 32V33H195ZM52 33H58L57 35H55V34H52ZM81 33V34H80ZM102 33V35H100V34ZM41 34V33H40ZM74 34H76V37L74 38ZM82 35L83 36V38H85V40H83V38L82 39H80L81 38V36L80 35ZM140 34H142V35H140ZM154 34V35H153ZM157 34V35H156ZM51 35V36H50ZM59 35V36H58ZM72 35V36H71ZM109 35V36H108ZM143 35H145V36H143ZM243 35V36H242ZM245 35V36H244ZM70 36V37H69ZM78 36H80V38L78 37ZM101 36H102V38H101ZM104 36H106V37H104ZM136 36H137V39H135L136 38ZM157 36V37H156ZM158 36L160 37V39L158 38ZM170 36V37H169ZM63 37V38H62ZM88 37V38H87ZM129 37V38H128ZM140 37H143V38H141L140 40H139V38ZM151 37H153V38H151ZM155 37H156V39H155ZM172 37V38H171ZM63 39V40H60V39ZM71 39V40H67L66 41V39ZM72 38H74V39H76V40H72ZM91 38H93V37H91ZM145 38H147V40H149L150 38V40L152 41V40H154L155 39V41H152V42H147V40L145 39ZM163 38V39H162ZM253 38V39H252ZM47 39V38H46ZM56 39H58V40H56ZM87 39V40H86ZM123 39V40H122ZM162 39V41H160ZM188 39V40H187ZM56 40V41H55ZM78 40H80V42L78 41ZM109 40V41H108ZM111 40V41H110ZM121 42H120V41ZM136 40L137 41H139L138 43H141L140 45V47H138L139 45H134L133 46V48L134 47H136L137 46V48L136 49H138L137 51H136V53H139V55L137 54V55H135V52H134V50H136L135 48H134V50L132 49V46H131V51L133 50V52L134 53H132L131 51H130V47H129V45H133V44H135L136 43ZM149 40V41H150ZM253 40V41H252ZM57 41H60V42H58L57 43ZM64 41V42H63ZM82 41V42H81ZM106 41H108V42H110V44L108 43V42H106ZM135 41V43H133V42ZM159 42V43H157V42ZM222 41V42H221ZM252 41V42H251ZM255 41V42H254ZM49 42H53V43H55V44H51L50 46L48 45L49 44ZM76 42V43H75ZM78 42V43H77ZM108 43L109 44V46L111 45V46H115L116 48L115 49H112V47H109L110 49H109V51H108V48H106L107 46H105L106 45V43ZM112 42H114L113 44H112ZM143 42H145V43H143ZM161 42V43H160ZM168 42V43H167ZM211 42V43H210ZM220 44H219V43ZM48 43V44H47ZM62 43H63V45H62ZM79 43H82V44H84L83 46H85V47H87V48H85V49H81V47H83L82 45L80 46V44ZM122 43V45L123 46H121L120 44ZM149 43L150 44H152V45H149ZM177 43V44H176ZM58 44V45H57ZM61 44V45H60ZM68 44H69V46H68ZM72 44H74V46L72 45ZM77 44H79L78 45V47H76L77 46ZM128 44V45H127ZM145 44V45H144ZM155 44V45H154ZM188 44V45H187ZM56 45V46H55ZM60 45V46H59ZM88 45V46H87ZM125 45V46H124ZM146 45H148V46H146ZM159 45V46H158ZM187 45V46H186ZM49 48H48V47ZM61 46H65V47H62L61 48ZM71 47L70 49L69 48H66V47ZM147 48H146V47ZM153 46V47H152ZM222 46V47H221ZM45 47H47L46 49H45ZM51 47V48H50ZM53 47H55L54 49H56V51H57V49H58V52H60V51H62V54H63V56H61V58H58L60 55H61V53H58L57 54V52H55V50L53 49ZM57 47V48H56ZM73 47V48H72ZM150 47V49H148ZM152 47V48H151ZM43 48V49H42ZM63 48H65V49H63ZM84 48V47H83ZM90 48H92L91 49V51H90ZM102 48H103V50L104 49H106L107 51L106 52H108V53H111L110 51H112V50H119V48L122 50V52L119 50V52H120V54H119V52H117V50H116V52L117 53H115V52H113L114 53V55L112 54V56H111V54L109 55L108 53H106L105 51H103L102 50ZM114 48V47H113ZM125 48H127V49H129V52H125V50H127V49H125ZM154 48H155V50H154ZM186 48V49H185ZM212 48H214V49H212ZM217 48V49H216ZM223 48V49H222ZM49 49V50H48ZM59 49H61L60 51H59ZM63 49V50H62ZM70 51H69V50ZM73 49H75L74 50V52H73ZM77 49V50H76ZM89 50V51H87V50ZM112 49V50H111ZM144 49H146V50H144ZM66 50H68L67 52H66ZM86 50V51H85ZM143 50L145 51V53L143 52ZM148 50H149V52H148ZM159 50V51H158ZM196 50V51H195ZM212 50V51H211ZM213 50H214V52H213ZM222 50V51H221ZM42 51V52H41ZM50 51H52L53 53L55 52V55L52 53V52H50ZM75 51H76V53H75ZM78 51H80V52H82L81 54L79 53V54H77L78 53ZM99 51V50H98ZM152 51V52H151ZM226 51V52H225ZM66 52V53H65ZM72 53V54H70V53ZM84 52V53H83ZM92 52V53H91ZM37 53H38V55H37ZM42 53H44V54H42ZM46 53V54H45ZM86 53V54H85ZM87 53H88V55H87ZM96 53V54H95ZM152 53V55H150ZM225 53V54H224ZM42 54V55H41ZM51 54H52V56H51ZM67 54V55H66ZM70 54V56H68ZM75 54H77V55H75ZM83 54H85V55H83ZM92 54V55H91ZM108 54V55H107ZM141 54V55H140ZM259 54V55H258ZM33 55H35V56H39L38 58L37 57H35V56H33ZM49 55V56H48ZM65 55L67 56V58H68V60H67V58L65 57ZM83 55V56H82ZM105 55H107V56H105ZM131 55H134V56H132V58L130 59V56ZM143 55V56H142ZM175 55H177L176 57H174ZM53 57V58H51V57ZM76 56V57H75ZM77 56L80 58L81 56V60L82 61H80L79 60V58H77ZM93 56V57H92ZM104 56H105V58H104ZM127 56H129V57H127ZM171 58H170V57ZM215 56V57H214ZM234 56V57H233ZM34 57V58H33ZM44 57H45V60H44ZM58 58L57 60H56V58ZM63 57H65V58H63ZM73 57V58H72ZM89 57V58H88ZM123 59H122V58ZM133 57H134V59H133ZM214 57V58H213ZM70 58V59H69ZM74 58H77V59H74ZM83 58H85L86 60L85 61H83L84 59ZM91 58V59H90ZM113 58H114V60H113ZM128 58H129V60H128ZM136 58H137V60H136ZM155 58V59H154ZM164 58V59H163ZM182 58V59H181ZM188 58V59H187ZM220 58V59H219ZM226 58V59H225ZM44 60V62H43V60ZM60 59V60H59ZM90 59V60H89ZM120 59V61H117V60H119ZM127 59V60H126ZM187 59V61H185ZM222 59V60H221ZM256 59H258V60H256ZM260 59V60H259ZM35 60V61H34ZM36 60H38L37 62L38 63H36ZM62 60V61H61ZM65 60H67V61H65ZM73 60H79L78 62H76L75 61V68H74V65L72 64V67L71 66H69L68 64H70V62L72 63V61ZM97 61L96 63H95V61ZM109 60H113V64H112V62L111 61H109ZM136 62H135V61ZM224 60V61H223ZM33 61V62H32ZM41 61V62H40ZM46 61V62H45ZM50 61V62H49ZM62 63H61V62ZM91 61V62H90ZM101 61V60H100ZM128 61V63L126 64V62ZM204 61V62H203ZM33 63L32 65L33 66H30L31 64H29V63ZM36 64H35V63ZM40 62V63H39ZM53 62H56L57 63V65L55 64V63H53ZM63 62H67V63H64V65H63ZM93 62V63H92ZM116 62V63H115ZM118 62L122 65H119L118 64ZM123 62V63H122ZM124 62H125V64H124ZM131 62H133V63H131ZM153 62V63H152ZM26 63V64H25ZM42 63V64H41ZM50 63V64H49ZM59 63V64H58ZM81 65H80V64ZM84 63V64H83ZM98 63V64H97ZM27 64H29L28 66H30L31 68H28V66H26ZM54 64V65H53ZM78 64L80 65V66H83V67H80V66H78ZM90 64L92 65V64H94V66L92 65L91 67H90ZM115 64V65H114ZM129 64V65H128ZM135 64V65H134ZM184 64H186V65H184ZM26 66V67H23V66ZM46 65V66H45ZM47 65H48V68H50L49 70H48V68H47ZM51 65V66H50ZM60 66V69H59V66ZM63 65V66H62ZM71 65V64H70ZM86 65V66H85ZM95 65H96V68H94L95 67ZM101 65V66H100ZM102 65H103V68L100 70V69H98V68H100V67H102ZM105 65V66H104ZM109 65V66H108ZM111 65H112V69L110 68L111 67ZM113 65H114V67H113ZM118 65V66H117ZM133 65V66H132ZM45 66V67H44ZM136 67V69H135V67ZM139 66V67H138ZM201 66V67H200ZM203 66V67H202ZM34 67V68H33ZM36 67V68H35ZM43 67V68H42ZM53 67L55 68V67H57V68H55V69H53ZM63 67H65V68H63ZM68 67V68H67ZM77 67V68H76ZM78 67H79V69H78ZM119 67V68H118ZM24 68V69H23ZM45 68V69H44ZM47 68V69H46ZM51 68H52V70H51ZM71 68H72V70H71ZM108 68V69H107ZM128 68H129V70L131 71H129L128 70ZM185 68V69H184ZM209 68V69H208ZM33 69V70H32ZM35 69V70H34ZM39 69V72H36L37 70ZM58 69V70H57ZM62 69V71L64 72V73H62L61 74V72L62 71H60ZM65 69V70H64ZM67 69V70H66ZM80 69H82V70H80ZM84 69L86 70V75H85V77H86V80L84 79V77H83V75H84V73H85V71H84ZM95 69V70H94ZM111 69V70H110ZM134 71H132V70ZM167 69V70H166ZM220 69V70H219ZM245 71H244V70ZM248 71H247V70ZM42 70V71H41ZM55 70V71H54ZM88 70H90L89 71V73H91V74H88ZM100 70V71H99ZM107 72H106V71ZM109 70V71H108ZM119 70V71H118ZM140 70V71H139ZM215 70V71H214ZM217 70V71H216ZM32 71V72H31ZM41 71V72H40ZM45 71L46 72H48V73H45ZM72 71V73H70ZM77 71V72H76ZM81 71H84L83 72V75H82V72L80 73ZM172 71V72H171ZM235 71V72H234ZM18 72H20V76L22 77H19V75H18ZM45 73V75H43L44 73ZM53 72H55V73H53ZM58 72V73H57ZM92 72H95V77H93L92 78V76H94V73H92ZM108 73V72H110V74H106V73ZM129 72L131 73V74H129ZM147 72V73H146ZM220 72V73H219ZM37 73H40V75L38 76L37 75ZM43 73V74H42ZM65 73H67L66 75H65ZM75 73H78V76H79V73H80V75H81V77H83V80H82V78L80 77H78ZM96 73H97V76H98V78L100 79V80H96V78H97V76H96ZM113 73V74H112ZM199 73V74H198ZM222 73V74H221ZM53 74H56L55 76H52ZM58 74V75H57ZM68 74H71V75H69L68 76ZM74 74V75H73ZM117 74V75H116ZM128 74V75H127ZM133 74H135V76L133 75ZM29 75H31L30 77H29ZM34 75V76H33ZM43 77H42V76ZM76 75V77L74 78V76ZM114 75H115V77H114ZM122 75V76H121ZM41 76V78L39 79V81H38V78L37 77H40ZM72 78H71V77ZM108 76V77H107ZM225 76V77H224ZM234 76H236V77H234ZM239 76V77H238ZM249 76H250V78H249ZM36 77V79H34ZM45 77V78H44ZM47 77V78H46ZM51 77V78H50ZM56 77V78H55ZM78 77V78H77ZM105 77L108 79V78H110L109 79V82H108V80L107 79H105ZM252 77V78H251ZM28 80H27V79ZM32 78V79H31ZM44 78V79H43ZM49 78V79H48ZM66 78H68V80L66 79ZM71 78V79H70ZM94 78H95V80H96V82H95V80H94ZM97 78V79H98ZM111 78H112V80H111ZM122 78V79H121ZM163 78V79H162ZM245 78V79H244ZM19 79V80H20ZM64 79H66V80H64ZM72 79H73V82H74V84L75 85H73V82H67V81H72ZM77 79V81H75ZM81 81H80V80ZM116 79V80H115ZM127 79V80H126ZM196 79V80H195ZM210 79V80H209ZM36 80V81H35ZM42 80H46V82L49 84L50 82V84L52 85L53 84V86H54V88L49 84H47L45 81H42ZM51 80V81H50ZM59 80V81H58ZM62 80L64 81V82H66V83H64V82H62ZM91 80H92V82H91ZM105 80V81H104ZM118 80V81H117ZM122 80V81H121ZM133 80V81H132ZM135 80V81H134ZM240 80V81H239ZM38 81V82H37ZM50 81V82H49ZM61 81V82H60ZM107 81V82H106ZM111 81V82H110ZM144 81V82H143ZM151 81V82H150ZM171 81V82H170ZM59 84H58V83ZM80 82V83H79ZM114 82H117L116 84L114 83ZM132 82V83H131ZM174 82V83H173ZM218 82V83H217ZM56 83V84H55ZM77 83H78V85H77ZM126 83V84H125ZM144 83V84H143ZM246 83V84H245ZM36 84H38V85H36ZM70 84H71V86H70ZM93 84V85H92ZM137 84V85H136ZM157 84V85H156ZM173 84H175V86L176 87H173L174 85ZM189 84V85H188ZM202 84V85H201ZM39 85H43L44 86V89H43V87H41V86H39ZM48 85V86H47ZM58 85V86H57ZM73 85V86H72ZM172 85V86H171ZM213 85V86H212ZM246 85H248L247 87H246ZM253 85V86H252ZM259 85V86H258ZM32 86V87H31ZM33 86H35V88L33 87ZM57 86V88H55ZM65 86V87H64ZM67 86H68V88L69 89H67ZM80 86V88H78ZM110 88H109V87ZM134 86V87H133ZM140 86V87H139ZM165 86V87H164ZM171 86V87H170ZM177 86H179L178 88H177ZM253 88H252V87ZM37 87H41L40 89L39 88H37ZM50 88V90L48 89V88ZM58 87H59V91H58ZM64 87V88H63ZM91 87V88H90ZM104 88V90H102L103 88ZM106 87V88H105ZM241 87V88H240ZM244 87V88H243ZM249 87L251 88L250 90H249ZM47 88V89H46ZM62 88H63V91H62ZM67 90H66V89ZM78 88V89H77ZM93 88V89H92ZM95 88V89H94ZM97 88V89H96ZM109 88V89H108ZM124 88V89H123ZM163 88V89H162ZM174 88H177L178 90H173ZM188 89V92H187V94H186V90ZM219 88V89H218ZM220 88H222V89H220ZM256 90H255V89ZM37 89H39V90H37ZM52 89H54L53 91H52ZM112 89V90H111ZM138 89H141V90H138ZM169 89H171V91L169 90ZM186 89V90H185ZM193 89V90H192ZM227 89V90H226ZM233 89V90H232ZM245 89V90H244ZM248 89V90H247ZM45 90V91H44ZM69 90V91H68ZM74 90H76V91H74ZM79 90V91H78ZM96 90V91H95ZM109 90H111V92L110 93H108L109 92ZM115 90V91H114ZM143 90V91H142ZM152 90H153V92H152ZM180 90V91H179ZM190 90V91H189ZM240 90V91H239ZM260 92H259V91ZM41 91H42V93H41ZM44 91V92H43ZM46 91L50 94V96L49 97H47L49 94H46ZM53 92V93H50V92ZM89 91V94H90V92L92 91V93L94 94H90L91 96L89 97V95H87L88 97H89V99H87V96H86V92H88ZM99 91V92H98ZM113 91V92H112ZM135 91H137L138 93H136ZM167 91H170V92H167ZM173 91V92H172ZM178 91V92H177ZM197 92V93H195V92ZM208 91V92H207ZM230 91H231V94H230ZM26 92V93H25ZM39 92V93H38ZM56 92V93H55ZM63 92V93H62ZM68 92H70V93H72V96L68 93ZM102 92H103V95H102ZM104 92L106 93V94H104ZM147 94V96L146 95H144L145 93ZM158 92H160V93H158ZM168 93V94H165V93ZM237 94H236V93ZM246 92V93H245ZM82 93V94H81ZM96 93H97V95H98V97H99V99H98V97L96 96ZM101 93V94H100ZM176 95V97L178 98L177 100H175V101H173L172 102V100H174L175 98V96L174 97H172V95H174V94ZM192 93H194V95H191ZM207 93H209L208 95H207ZM252 93V94H251ZM46 94V95H45ZM66 94V95H65ZM107 94H108V96H107ZM116 94V95H115ZM170 94V95H169ZM182 94H183V97H182ZM202 94V95H201ZM206 94V95H205ZM211 94H213V95H211ZM221 94V95H220ZM225 94V95H224ZM244 94V95H243ZM247 94V95H246ZM254 94V95H253ZM43 95V96H42ZM61 95V96H60ZM70 95V96H69ZM106 95V96H105ZM136 95V96H135ZM167 95H169V96H171V97H169V96H167ZM203 95H205V96H208V97H205V96H203ZM215 95V96H214ZM226 95H228V96H226ZM235 95H238L237 97L235 96ZM36 98H35V97ZM40 96V97H39ZM60 96V97H59ZM85 98H84V97ZM94 96V97H93ZM120 98H119V97ZM164 96L166 97L165 99H164ZM187 96H188V98H187ZM191 96H194V98L193 97H191ZM196 96V97H195ZM201 96H202V98L204 99H206V101H205V99L203 100V99H201ZM218 96V97H217ZM220 96V97H219ZM224 96V97H223ZM231 96V97H230ZM235 96V97H234ZM241 96V97H240ZM249 96V97H248ZM254 96H256L255 98H254ZM24 97V98H23ZM38 97V98H37ZM51 97H53V98H51ZM104 97V98H103ZM115 97V98H114ZM117 97V98H116ZM157 98V99H155V98ZM160 97H162V98H160ZM181 97V98H180ZM229 97V98H228ZM239 97V98H238ZM243 97H244V99H243ZM34 98L36 99V100H34ZM50 98H51V100H50ZM61 98V99H60ZM63 98V99H62ZM66 98V99H65ZM114 98V99H113ZM145 98H149L148 100L147 99H145ZM154 98V99H153ZM160 98V99H159ZM174 98V99H173ZM180 98V99H179ZM207 98H209V100H207ZM212 98H213V100H212ZM226 98V99H225ZM235 98V99H234ZM261 98V99H260ZM20 99H21V102H20ZM68 99L70 100L69 102H70V104H72L71 106H70V104H69V102H68ZM74 99H76L75 101H74ZM83 99L85 100V101H83ZM117 99H119V100H117ZM164 99V100H163ZM169 99V100H168ZM201 99V100H200ZM218 99V100H217ZM222 99V100H221ZM239 99V100H238ZM243 99V100H242ZM245 99V100H246ZM17 100V101H16ZM62 100V101H61ZM66 102H65V101ZM88 100L90 101L89 102V104H88ZM104 100H106V101H104ZM150 100V101H149ZM156 100V101H155ZM171 100V101H170ZM179 100V101H178ZM198 100V101H197ZM14 101V102H13ZM23 101H26L27 102V104H26V102H25V105L28 107V106H30V107H26L25 106V108H24V104H23ZM40 101V102H39ZM55 101V102H54ZM161 101V102H160ZM194 102V105H191V102ZM196 101V102H195ZM28 102H30V104H28ZM51 102H52V104H51ZM63 102H64V104H63ZM76 102H77V104H76ZM79 102H80V105L78 106V104H79ZM83 102V104L81 105V103ZM113 102H114V104H113ZM149 102H151V104H149ZM162 102H163V104H164V106L162 105ZM185 102H186V104H185ZM96 103V104H95ZM107 103V104H106ZM173 104V106L174 107H171L172 105L171 104ZM3 104H7V102H5V101H3ZM23 104V105H22ZM36 104H38V105H36ZM49 104V105H48ZM67 104V105H66ZM90 104H92L91 106H90ZM121 104H123V105H121ZM142 104V105H141ZM148 104H149V106H150V108H148L149 106H148ZM157 104H159V105H161V107H159V105H157ZM177 104V105H176ZM179 104H180V106H179ZM190 104V105H189ZM7 105V106H8ZM45 105V106H44ZM48 107H47V106ZM76 107H75V106ZM85 105V106H84ZM89 105V106H88ZM100 105V106H99ZM112 105V106H111ZM157 105V106H156ZM170 105V106H169ZM196 105V106H195ZM199 105V106H198ZM212 105V106H211ZM6 106V105H5ZM34 106L36 107V108H34ZM70 106V107H69ZM87 106V107H86ZM108 106V107H107ZM114 106H116V107H114ZM136 106V107H135ZM138 106V107H137ZM143 106H146V107H143ZM181 109V110H183V109H185V110H183L182 112H181V110L180 109H178V107ZM191 106V107H190ZM193 106H195V107H193ZM10 107V106H9ZM39 107H40V109H39ZM55 107V108H54ZM71 107L73 108L72 110H71ZM84 107H85V109H84ZM158 109H157V108ZM163 107V108H162ZM176 107H177V109L178 110H173V109H176ZM183 107V108H182ZM187 107H188V109H187ZM195 108V109H197V110H195V109H193V108ZM197 107V108H196ZM201 107V106H200ZM28 110H27V109ZM32 108H34V110H31ZM65 108V109H64ZM76 108H79V109H76ZM83 108V109H82ZM86 108H87V110H86ZM89 108V109H88ZM139 108V109H138ZM140 108H142V109H140ZM144 108V109H143ZM157 110H156V109ZM169 108H171V110H169V111H167ZM199 108V109H198ZM21 109V110H20ZM25 109V110H24ZM38 109V110H37ZM66 109H69L68 110V112L69 111H71V112H75L74 114L72 113V114H70L71 112H67V111H65ZM92 109H94V110H92ZM98 109L100 110V112L98 111ZM127 109V110H126ZM129 109H131V110H129ZM153 109H155V110H153ZM163 109H164V111H163ZM166 109V110H165ZM62 110H64V111H62ZM89 110L92 112H90L89 113ZM108 110V111H107ZM117 110V111H116ZM135 112H134V111ZM152 110V111H151ZM189 110V112H187L186 114L184 113V111H188ZM191 110H193V111H191ZM25 111H27V113L25 112ZM31 111V112H30ZM32 111L35 113V114H37V115H35L34 113H32ZM38 113H37V112ZM79 111V112H78ZM113 111V112H112ZM114 111H116V112H114ZM122 111L124 112H126V113H122ZM142 111H144V113H142ZM153 111H156V113H155V116L154 115H152V113H153ZM175 111V114L173 113ZM180 111V112H179ZM191 111V112H190ZM196 111V113H194ZM198 111V112H197ZM29 112H30V114H29ZM42 112H44V113H41ZM47 112V113H46ZM58 112H62L63 114L62 115H59V113ZM82 112V113H81ZM128 112H130V113H128ZM167 112V113H166ZM172 112V113H171ZM79 113V114H78ZM109 113V114H108ZM146 113H147V115H146ZM165 113V114H164ZM178 113V114H177ZM212 113V112H211ZM21 114V115H20ZM34 114V115H33ZM45 114V115H44ZM86 114V115H85ZM89 114L91 115V116H89ZM112 114V115H111ZM121 115V117H120V115ZM150 114V115H149ZM154 114V113H153ZM162 114H164V115H166V118H165V116L164 115H162ZM171 114V115H170ZM173 114V115H172ZM193 114V115H192ZM196 114V115H195ZM30 115V116H29ZM40 115H42V116H40ZM65 115V116H64ZM67 115V116H66ZM101 115V116H100ZM113 115H115L116 117H117V119L116 118H114L115 116H113ZM118 115V116H117ZM159 115V116H158ZM168 115H169V118L167 119V117H168ZM181 115V116H180ZM187 115H189V117L187 116ZM20 116V117H19ZM26 116H27V118H26ZM46 117V118H44V117ZM62 116V117H61ZM63 116H64V118H63ZM76 116V117H75ZM89 116V118H87ZM98 116V117H97ZM144 116V117H143ZM148 116V117H147ZM159 118H158V117ZM183 116V117H182ZM14 117V118H15ZM31 117H32V120H31ZM38 117V118H37ZM40 117H42L41 119L42 120H39L40 119ZM54 117V118H53ZM60 117V118H59ZM68 117V118H67ZM111 117H113L112 119V121H110L111 119L110 118ZM143 117V118H142ZM150 117H152V118H150ZM157 117V118H156ZM160 117H164V119L163 118H160ZM14 118H12V119H14ZM22 118H23V121H22ZM29 118V121L27 120V121H25L24 119H28ZM66 118V119H65ZM81 118H83V119H81ZM109 118V119H108ZM138 118H140V119H138ZM20 119H19V121H20ZM33 119H35L34 121H33ZM44 119V120H43ZM57 119V120H56ZM70 119V120H69ZM77 120L78 119V125H75L74 126V124H76V121H73V120ZM86 121H91V122H89L88 121V123H86V122H84L85 120ZM91 119V120H90ZM159 119V120H158ZM163 119V120H162ZM45 120H46V122H45ZM65 120H68V121H71L73 124H70L71 122H68V123H66L65 122ZM131 120V119H130ZM140 120V123L138 124V121ZM146 120V121H145ZM156 120V121H155ZM159 122H158V121ZM165 120V121H164ZM52 121V122H51ZM56 121V122H55ZM82 121H83V123H82ZM106 121V122H105ZM113 121V122H114ZM147 121H149V122H147ZM164 121V122H163ZM40 122V123H39ZM59 122L61 123V126H56V125H60L59 124ZM81 122V123H80ZM99 122H101V123H99ZM135 122H137L136 124H135ZM143 122V123H142ZM156 122V123H155ZM41 123H43L42 124V126H41ZM49 123L52 125V126H54L53 128H54V132L53 133H51L50 131H47L48 129H49V126H51V125H49ZM65 123V124H64ZM115 123V122H114ZM151 123V124H150ZM31 124H28V125H31ZM47 124H48V126H47ZM64 124V125H63ZM88 124V125H87ZM38 125V126H37ZM39 125L41 126V131H38L37 132V130L36 129H38V127H39ZM114 124H112V126H113ZM138 125V126H137ZM151 125V126H150ZM46 126V127H45ZM51 126V127H52ZM64 126V127H63ZM73 126V127H72ZM80 126H82V128L80 127ZM89 126V127H88ZM48 128L47 130H44V129H42V128ZM56 127H58V128H56ZM60 127H62V128H60ZM111 127V126H110ZM132 127V128H131ZM138 127V128H137ZM143 127V128H142ZM144 127H145V129H144ZM161 127V128H162ZM55 128L57 129V130H55ZM106 128H109V127H106ZM136 128V129H135ZM141 128L143 129V131L141 130ZM147 128V129H146ZM32 129H34V130H32ZM51 130H53L52 128H50ZM86 129H83V130H86ZM92 128H90L89 129V131H92L91 130ZM19 130L21 131V129H20V127H19ZM33 131V132H31V131ZM36 130V131H35ZM40 130V129H39ZM43 130V131H42ZM88 130L87 131H85V132H82V134L84 135V133H86V132H89ZM39 132H41V133H39ZM77 132H78V130H77ZM77 132H76V134H77ZM140 132H143L142 134H140ZM35 133V134H34ZM44 133V134H43ZM46 133V134H45ZM71 133V134H72ZM80 133V131L78 132V134L77 135H80L79 134ZM32 134V136L30 137V135ZM40 134H41V136H40ZM35 135H37V137L35 138V139H37L38 141L35 143L34 142V136ZM45 135V136H44ZM48 135V139H49V135H50V139L48 140L47 138H46V136ZM26 136H29V137H27L26 138ZM54 136V137H53ZM56 136V137H55ZM66 136V137H65ZM80 136H82V135H80ZM133 136V137H134ZM19 137V138H20ZM39 137H40V139H39ZM42 137V138H41ZM28 138H29V140H28ZM32 138V139H31ZM53 140H52V139ZM64 138V139H63ZM56 139H58V141H56ZM63 139V141H60V140H62ZM25 140V141H24ZM27 140H28V144L27 143H23V141L24 142H27ZM40 140H42V141H40ZM44 140V141H43ZM55 140V141H54ZM128 137H127V139H125V144H126V142H127V144L129 143L128 141H130V140H128ZM134 140H133V142H134ZM30 141H32V142H34V143H32V142H30ZM54 141V144L52 143ZM123 141V140H122ZM121 140H119L118 142H120V143H123L124 144V142H122ZM131 141H130V144H131ZM30 142V143H29ZM42 142V143H41ZM35 144V145H34ZM40 145V146H41ZM43 145H42V147H43ZM29 148H28V147ZM36 147V146H35ZM34 147V148H35ZM250 148H252V147H250ZM246 149L243 153H241V154H243L242 155V157H240L239 158V156H238V158L239 159H237V156H235V157H233L232 159H231V161H230V165L229 164H226L228 167H230L231 169H237L238 168V165L240 166H242V168H245L244 170L248 173V171H250V170H252L251 168H252V166L253 165H251L252 163H253V161H257V157H259V150L258 149H255V147H253L252 149ZM253 149H254V151L256 152V151H258V152H256L257 153V155H256V153L255 152H253ZM250 150H251V152L253 153V155H252V157H254V158H252V157H250V160H249V154H250ZM247 152V153H246ZM249 153V154H248ZM251 153V154H252ZM245 154H248L247 155V157L246 156H244ZM250 154V155H251ZM245 158H244V157ZM257 156V157H256ZM245 160H244V159ZM247 158V159H246ZM236 160V161H235ZM244 160V161H243ZM247 160V161H246ZM258 160H260V157H259V159ZM251 162L252 161V163L251 164H249V162ZM223 163V162H222ZM221 162H219V163H216L217 165V167L218 166H220L222 169H224L222 166H224L225 165V163H223L222 164ZM233 163H235V164H233ZM239 163V164H238ZM246 163V164H245ZM219 164V165H218ZM255 164H259V165H254L256 168H254L255 170H259V168H260V162L258 161L257 163H255ZM248 165V167H245V166H247ZM249 165H250V169H249ZM225 167V166H224ZM228 167H225V168H228ZM219 168V167H218ZM218 168H216V169H218ZM253 169V170H254ZM185 174H188V175H179V176H184L183 178H181V177H179L178 176V180H179V178H180V182H182V183H184V182H186V181H188L190 178H191V173H185ZM190 176V177H189ZM185 179H187V180H185ZM183 180V181H182ZM255 183V182H254ZM257 183H255V184H253L252 185V188L248 191V189H249V187H245V190H244V192H242V195L241 194H239V192H238V196H240L241 195V197L243 196V193H244V195L247 193V194H249V196L250 195H252V193L250 194V192H252V189L253 190H255L256 188H259V186L260 185H256ZM258 186V187H257ZM241 187H243V188H241V189H244V186H241ZM239 187H237V188H234V189H237V191L240 189H238ZM246 188H248V189H246ZM255 188V189H254ZM234 189L232 190V191H230V192H228L227 194L228 195H235V193H234ZM240 189V190H241ZM239 190V191H240ZM259 191V193L257 192L256 194H258L259 196H255L254 195V197H256V200H258L259 198V203L261 204L262 203V205H257L256 204V206H258V207H260V208H262V209H260V214H261V212H263V206H264V194L262 195V193L260 192V189H258ZM242 191V190H241ZM241 191H240V193H241ZM246 192V193H245ZM254 194H255V192H253ZM246 194V197H248V195ZM236 195H237V192H236ZM235 195V196H236ZM263 196V197H262ZM259 197V198H258ZM243 199H244V197H242ZM246 199V198H245ZM248 200H250V198H247ZM253 200H255V198L253 199V197H251V201H252V203H251V201H249L248 203L249 204H254L255 202H256V200L255 201H253ZM263 202H262V201ZM257 207V208H258ZM247 208H245V211H247L246 210ZM254 210H256V209H254ZM250 212V211H249ZM251 212H253V210H251ZM250 212V213H251ZM257 214H258V212H257ZM263 214H264V212H263ZM246 216V215H245ZM244 216V217H245ZM254 216H256V218L254 217L253 218V220H250V221H253V222H250L249 221V217H247V218H245V220L246 219H248V225H244L245 227H243L242 225V229H244L245 228V230L247 231H245V230H242L241 232V234H240V232L239 231H237L240 235V237L238 236V233H237V235H236V233L234 234V232H231V233H233V237H231V234L230 235H228V237H229V239L228 240H225L224 242H222L223 240V238L221 239L220 238V240L221 241H217L216 240V242L217 243H215V244H211V243H214V241L212 242H210V244H206V246L203 248V246H202V244H201V246L199 245V248L197 247L196 248V250H197V253L195 252V251H190V248L188 249V248H186V249H188V250H184L183 251V253H182V251H181V253L182 254H184V253H187L188 252V254H187V256L189 257V259L188 258H186V256H185V258L184 259H186L185 260V263L186 264H192V261H193V263L194 262H196L195 264H236V262H239L240 260H239V258L241 259L242 257H244V258H242L241 259V261L243 260L244 261V263L246 262L247 264H249V263H251V264H264V241H262L263 239H264V228H263V226H264V223L262 222L263 220H264V216L261 214L260 216V218H257V217H259V216H257V215H254ZM244 217H242V220L244 219ZM237 219V218H236ZM235 219V220H236ZM238 219H241V218H238ZM252 219V218H251ZM255 219V220H254ZM256 219H258V220H256ZM261 219V221H259ZM263 219V220H262ZM242 220H240L241 221V223H244V222H242ZM239 221V220H238ZM239 221V222H240ZM244 221V220H243ZM259 223H258V222ZM246 222V221H245ZM262 222V223H261ZM240 223V224H241ZM252 223V224H251ZM257 224H259V225H257ZM222 226H224V225H221V228H222ZM241 226H240V228H241ZM251 226H255V227H261V228H259V229H257V228H252ZM249 228H251L250 230H249ZM220 229V228H219ZM249 230V231H248ZM257 230V232L255 233L254 231H256ZM243 231H245V232H243ZM254 232V233H253ZM253 234L252 236L251 235H249V234ZM226 235V234H225ZM236 235V236H235ZM244 235H246L247 237H248V235H249V238H246V236H244ZM220 236H221V234H220ZM238 237H239V239H238ZM237 240H235V239ZM231 239V240H230ZM232 239L234 240V241H232ZM258 239V240H257ZM261 239V240H260ZM231 241V242H230ZM228 242H229V244H228ZM206 243V242H205ZM220 243H222V244H225V245H222V244H220ZM216 244H217V246H216ZM218 244H220V245H218ZM208 247V248H207ZM233 248V249H232ZM235 248V249H234ZM198 249H200V252H199V250ZM202 251H203V253H202ZM198 252H199V254H198ZM202 253V254H201ZM245 253H247V255L245 254ZM182 254H181V256H182ZM186 255V254H185ZM191 255H192V257H191ZM247 256V257H246ZM183 257H184V255H183ZM182 257V258H183ZM197 257V258H196ZM191 258V259H190ZM195 258V259H194ZM248 258H251L253 261H251L250 262V259H248ZM193 259V260H192ZM197 259V260H196ZM199 259V260H198ZM203 259V260H202ZM248 259V260H247ZM196 260V261H195ZM233 260V261H232ZM231 261H232V263H231ZM189 262H191V263H189ZM234 262V263H233ZM253 262V263H252ZM245 263V264H246ZM239 264V263H238ZM240 264H242V263H240Z\"/></svg>",
    "mask_w": 264,
    "mask_h": 264
}]
</instances>
